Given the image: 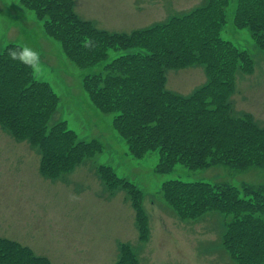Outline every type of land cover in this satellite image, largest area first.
Returning a JSON list of instances; mask_svg holds the SVG:
<instances>
[{
  "label": "trees",
  "instance_id": "1",
  "mask_svg": "<svg viewBox=\"0 0 264 264\" xmlns=\"http://www.w3.org/2000/svg\"><path fill=\"white\" fill-rule=\"evenodd\" d=\"M20 3L43 20L47 35L79 67L98 64L111 49L144 50L120 55L105 64L103 71L83 79L91 101L112 116L113 128L127 141L134 157L143 158L159 149L156 170L161 173L176 164L191 169L218 164L264 168V126L249 112L237 111L233 100L237 71L252 73L255 65L248 51L222 37L229 0H203L166 22L129 32L95 26L77 12L74 0ZM234 24L248 28L257 46L264 49V0H237ZM18 45L10 43L0 53V125L15 139L27 140L39 149L43 176L64 177L84 158L101 152L102 142L80 139L66 121L49 124L60 97L48 82L35 77L33 69L8 57L9 49ZM197 64L205 68V84L188 95L167 88L165 68ZM97 173L112 189L123 184L136 207L142 206L143 192L135 183L123 181L108 165H99ZM241 187L248 198L240 196L237 186L201 181L168 180L161 190L184 219L210 211L230 215L224 234L226 249L238 264H264V185L244 183ZM138 214L145 240L150 230L144 209ZM120 253L114 264H139L129 244H122ZM0 264L52 262L17 240L0 236Z\"/></svg>",
  "mask_w": 264,
  "mask_h": 264
},
{
  "label": "rangeland",
  "instance_id": "2",
  "mask_svg": "<svg viewBox=\"0 0 264 264\" xmlns=\"http://www.w3.org/2000/svg\"><path fill=\"white\" fill-rule=\"evenodd\" d=\"M203 0H74L75 9L94 25L110 31L129 32L181 13ZM237 0H229L222 37L254 60L255 70L236 73L234 104L264 126V49L257 46L248 28L234 24ZM43 20L20 0H0V53L10 43L29 46L40 54L34 70L48 82L60 102L49 124L66 121L84 141L98 139L103 149L86 157L64 177L41 173L42 156L27 140H17L0 125V236L19 241L46 255L52 264H114L122 244L132 248L139 264H238L225 247L226 221L230 215L210 211L196 219H184L164 199V182H208L237 186L264 185V168L245 169L225 164L191 169L176 164L169 172L156 170L159 149L143 158L134 157L127 141L112 125V116L101 112L83 88L86 75L103 71L114 58L139 47L109 50L108 58L90 67H79L47 35ZM167 88L188 95L208 81L201 64L164 70ZM108 165L123 181H132L143 192L142 209L149 232L141 238V219L128 189H112L97 173ZM113 182V181H112ZM138 214V215H137ZM140 216V215H139ZM141 217V216H140Z\"/></svg>",
  "mask_w": 264,
  "mask_h": 264
},
{
  "label": "clouds",
  "instance_id": "3",
  "mask_svg": "<svg viewBox=\"0 0 264 264\" xmlns=\"http://www.w3.org/2000/svg\"><path fill=\"white\" fill-rule=\"evenodd\" d=\"M8 57L13 61H19L21 64H24L33 70H35L40 64L39 52L26 45H18L12 49H9Z\"/></svg>",
  "mask_w": 264,
  "mask_h": 264
},
{
  "label": "crops",
  "instance_id": "4",
  "mask_svg": "<svg viewBox=\"0 0 264 264\" xmlns=\"http://www.w3.org/2000/svg\"><path fill=\"white\" fill-rule=\"evenodd\" d=\"M50 259V258H49ZM52 262V261H51Z\"/></svg>",
  "mask_w": 264,
  "mask_h": 264
}]
</instances>
